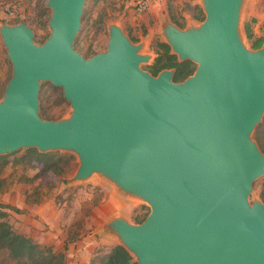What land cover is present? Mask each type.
I'll return each mask as SVG.
<instances>
[{
	"label": "water",
	"instance_id": "water-1",
	"mask_svg": "<svg viewBox=\"0 0 264 264\" xmlns=\"http://www.w3.org/2000/svg\"><path fill=\"white\" fill-rule=\"evenodd\" d=\"M87 0H49L51 34L38 44L25 23L0 31L13 76L0 100V156L21 148L70 150L77 179L110 178L151 210L140 223L105 227L138 264H264V202L250 201L264 172L252 133L264 114V42L243 41V0H202L206 17L166 42L194 73L154 75L121 28L106 51L86 58L74 47ZM63 88L68 118L39 114L42 81Z\"/></svg>",
	"mask_w": 264,
	"mask_h": 264
},
{
	"label": "rangeland",
	"instance_id": "rangeland-1",
	"mask_svg": "<svg viewBox=\"0 0 264 264\" xmlns=\"http://www.w3.org/2000/svg\"><path fill=\"white\" fill-rule=\"evenodd\" d=\"M48 1L0 0V27L25 23L33 30L35 42L44 43L51 34L52 9ZM140 1L87 0L75 49L86 58L106 51L110 28L116 25L134 44L143 45L140 52L149 54L150 59L141 66L150 71L154 65L162 68L170 61L160 46L166 42L170 23L185 30L206 17L202 0H150L146 9L140 7ZM239 29L249 47L264 36V0H243ZM171 62L182 64L173 65L177 81L196 69L192 61L174 58ZM12 76L13 63L0 31V100ZM39 103V114L44 119L58 120L72 114L63 88L49 80L41 83ZM252 138L264 153V114ZM31 149L36 148H21L0 156V209L6 212V220L15 232L61 255L64 264H104L120 243L105 225L117 217L140 223L149 214L150 206L124 193L103 174L77 179L80 160L73 151L46 152L50 155L43 157L44 163ZM255 200L264 202V172L255 180L250 194V201ZM23 259L24 256L13 257L8 240L0 237V264H20Z\"/></svg>",
	"mask_w": 264,
	"mask_h": 264
},
{
	"label": "trees",
	"instance_id": "trees-1",
	"mask_svg": "<svg viewBox=\"0 0 264 264\" xmlns=\"http://www.w3.org/2000/svg\"><path fill=\"white\" fill-rule=\"evenodd\" d=\"M249 37L252 38L253 35L250 33ZM263 42H264V36L255 40V42L253 43V47L258 48L262 45ZM160 46L166 50L165 54H167V59L170 60L168 61L170 63L166 62V64H163L162 68L158 64L154 65L150 70L154 75H157L159 71L165 69L168 66H171L170 68H173V65H178V66L182 65V64H174L171 62V60L177 58V56L172 53L170 54L171 48L167 43L161 42ZM184 62H191V61L187 60ZM181 73L182 72H179V74ZM192 73L193 72L190 70L188 74L191 75ZM176 78L177 77L175 74V80ZM31 150L35 151V153L38 155V158L40 160H43L44 163H47L46 160L43 159V157L48 156L50 154L40 153L37 149H31ZM44 168L46 167L44 166ZM6 216H7L6 212L0 209V237L2 239L8 240V247L9 249H11V253L13 257H21V256L25 257V259H23L20 264H64L61 255L57 254L51 248L43 249L39 245L35 244L30 237L15 232L12 229L9 221L6 220ZM144 220H142L141 222H143ZM104 264H138V263L134 260V258L130 255V253L122 245H116L107 255L106 259L104 260Z\"/></svg>",
	"mask_w": 264,
	"mask_h": 264
},
{
	"label": "built area",
	"instance_id": "built-area-1",
	"mask_svg": "<svg viewBox=\"0 0 264 264\" xmlns=\"http://www.w3.org/2000/svg\"><path fill=\"white\" fill-rule=\"evenodd\" d=\"M139 3L142 9H146L150 4V0H141Z\"/></svg>",
	"mask_w": 264,
	"mask_h": 264
},
{
	"label": "crops",
	"instance_id": "crops-1",
	"mask_svg": "<svg viewBox=\"0 0 264 264\" xmlns=\"http://www.w3.org/2000/svg\"><path fill=\"white\" fill-rule=\"evenodd\" d=\"M262 37V36H259V38Z\"/></svg>",
	"mask_w": 264,
	"mask_h": 264
}]
</instances>
